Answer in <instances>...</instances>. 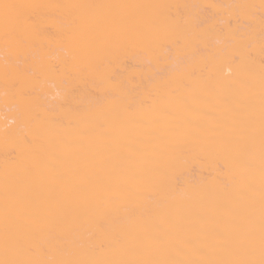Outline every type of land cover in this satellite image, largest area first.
Segmentation results:
<instances>
[{"label": "bare ground", "instance_id": "6f19581e", "mask_svg": "<svg viewBox=\"0 0 264 264\" xmlns=\"http://www.w3.org/2000/svg\"><path fill=\"white\" fill-rule=\"evenodd\" d=\"M0 264H264V0H0Z\"/></svg>", "mask_w": 264, "mask_h": 264}]
</instances>
